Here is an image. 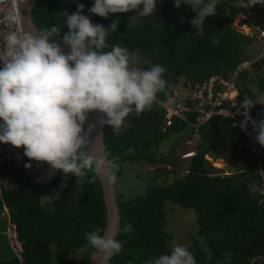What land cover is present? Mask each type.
<instances>
[{
    "label": "trees",
    "instance_id": "1",
    "mask_svg": "<svg viewBox=\"0 0 264 264\" xmlns=\"http://www.w3.org/2000/svg\"><path fill=\"white\" fill-rule=\"evenodd\" d=\"M78 3L85 5L83 14L96 24L93 20L99 15L88 11L95 0H36L32 20L44 31L56 26L59 34L54 35L63 36L68 31L67 13H75ZM233 5L234 0H218L217 14L206 19L203 35L197 36L190 23L196 13L190 5L182 4L177 9L174 0H157L158 24L137 23L117 32L107 31L109 47L103 51L119 45L136 59H147L149 67L151 64L163 66L167 70L163 76L171 85L170 95L180 76L197 82L211 74L225 75L243 60L242 54L251 40H258L256 35H245L232 27L233 17L242 10ZM214 38L219 40L218 44L213 42ZM245 77L255 85L259 95H264V55L252 63L250 71L241 73L240 101L243 93L249 92ZM157 98L164 100L166 96L158 93ZM250 115L256 120L264 119V105H255ZM185 128L184 122L174 121L162 131L159 104L138 118L135 113L130 114L119 133L104 124L103 143L107 158H114L112 164L128 161L156 166L162 163L158 171L167 177L174 176L169 183L152 185L136 198L119 200L117 197L120 231L115 239L125 243L108 264H147L161 254H170L169 234L164 230L168 221L164 207L167 201L195 211L197 229L188 247L196 264H262L264 261V198L261 192L252 194L249 189L252 182L261 188L262 178L257 159L250 157L244 148V136L238 134L228 119L213 116L200 128L198 150L191 156L181 157L189 163L185 174L178 175L181 163L174 157V146L168 154L155 156L154 152L165 136ZM232 147L238 149L236 157L245 162V168L226 175L213 173L210 169L223 168L208 167L204 155L225 158L228 148ZM209 155L206 158L211 161L219 160ZM259 163L264 169V154L259 156ZM115 172L121 173V168ZM93 175L89 172L77 184V177L65 176L58 170L42 183L33 180L22 168L13 167L14 182L3 190L0 200V264H21L2 233L6 223L1 216L3 204L16 223L23 246V264H75L73 255L82 247H86V252L80 264H87L94 248L85 234L96 229L102 234L105 225L102 190L98 178L91 179ZM60 187L51 202L43 201L46 194ZM76 188L80 191L73 196L72 190ZM128 224L133 230L125 233L123 228ZM198 236L204 238L211 258L202 249Z\"/></svg>",
    "mask_w": 264,
    "mask_h": 264
},
{
    "label": "clouds",
    "instance_id": "2",
    "mask_svg": "<svg viewBox=\"0 0 264 264\" xmlns=\"http://www.w3.org/2000/svg\"><path fill=\"white\" fill-rule=\"evenodd\" d=\"M217 2L174 0V6L177 9L182 4L191 6L196 15L190 23L196 35L202 36L206 19L217 14ZM257 4L264 5V0H248L247 4L234 0L233 6L243 10ZM156 7L157 0H95L88 11L106 18L110 13L135 10L141 17H151ZM84 8L83 3H78L75 13H67L68 31L63 34V41L70 46V53H65L60 43L50 42V37L59 34L56 26L40 35L19 27L6 34L0 49L3 62L0 68V142L23 148L30 160L47 163L50 169L62 171L65 176L72 174L78 178L77 184L89 172L94 173L91 179L95 180L101 174L107 176L109 168L115 167L87 149L90 133L96 127L94 123L85 127L89 113L98 110L105 114L100 123L112 126L113 131L119 133L130 114L135 113L138 118L154 104L166 107L157 94L164 93L167 97L171 89L163 76L167 71L163 66L151 64L147 70L140 68L134 55L119 45L103 51L109 47L107 30L84 15ZM15 9L14 4L4 15V22L22 25L23 17ZM213 42L218 44L219 40L214 38ZM258 55L254 61L259 59ZM244 60L248 59L239 63ZM254 96L245 95L239 102L238 111L244 117L240 127L247 130L251 123L255 140L264 145V119L256 120L250 115L255 105H264V95ZM25 167L31 168L32 164L26 163ZM110 179L114 181L116 177L112 175ZM249 189L252 194L264 193V188L256 182H252ZM132 230L130 224L123 228L125 233ZM100 232L96 229L87 232L85 237L106 257L118 254L125 242ZM197 240L211 258L204 238L198 236ZM224 255L229 256L227 252ZM147 264H196V260L187 245L175 244L170 254H161Z\"/></svg>",
    "mask_w": 264,
    "mask_h": 264
},
{
    "label": "built area",
    "instance_id": "3",
    "mask_svg": "<svg viewBox=\"0 0 264 264\" xmlns=\"http://www.w3.org/2000/svg\"><path fill=\"white\" fill-rule=\"evenodd\" d=\"M21 1L0 0V49L3 48L6 34L22 27V25L7 24L4 22V15L13 9L14 4L16 5L15 11L19 14V4ZM243 3L247 4V1L245 0ZM233 20L236 30L249 36L256 35L264 47V5L257 4L253 7L243 8ZM263 55L264 52H261L258 58ZM253 61L244 60L233 69L228 70L225 75L215 73L202 81L187 83V85L182 83V87L180 88L173 87L171 94L163 100L166 107L159 106L162 113V131L165 132L174 121L184 122L191 130V136L186 143H191L192 139L200 142V128L208 123L213 116H221L228 119L230 125L238 129V134L244 136V148L248 151L249 156L257 159V168L262 178L261 188H264V169L259 163V156L264 154V145L259 144L255 140L250 124H248L247 130H243L240 127V122L244 118L238 111L240 96L242 95L239 89V85L242 84L240 75L244 70L250 69ZM2 67L3 62L0 61V68ZM245 95L255 98L248 91L243 93V98ZM0 123H2V120H0ZM192 153H195V151L187 152L183 157H187ZM207 155L205 154L204 158L213 165L211 160L206 158ZM26 163H31L32 167L26 168ZM46 164L30 160L24 155L23 148H16L10 143L0 142V200H2L3 190L14 182L8 174L10 169L17 167L27 172H36L42 170ZM55 172L56 170L53 169V173ZM262 195L264 198V193ZM2 207L1 216L6 220L2 233L5 235L8 247L15 258L23 264V246L18 237L16 223L12 219L6 205L3 204Z\"/></svg>",
    "mask_w": 264,
    "mask_h": 264
},
{
    "label": "rangeland",
    "instance_id": "4",
    "mask_svg": "<svg viewBox=\"0 0 264 264\" xmlns=\"http://www.w3.org/2000/svg\"><path fill=\"white\" fill-rule=\"evenodd\" d=\"M234 19V18H233ZM96 24H102L107 31L117 32L119 28H127L137 23L144 24H158L159 19L157 16V9H155L153 15L151 17H141L138 14V11L135 10L126 12V13H110L108 17L98 16L97 20H93ZM232 20V27H234ZM264 50V47L260 44V41H253L249 43V45L245 48L244 53L242 54L243 59L254 60L256 59L258 54H260ZM137 60V66L143 68L147 63V59L139 58ZM146 63V64H145ZM253 73H250V75ZM245 83H247V89L252 95L257 94V88L254 84L250 83L247 77L244 78ZM182 83L187 85V83H193L191 80L187 79L185 76H180L177 80V85L182 87ZM191 136V130L187 127L182 129L177 133H171L165 136L158 144L157 150H155L154 155L168 154L170 148L174 146V157L181 163V167L177 169L178 175H184L185 169L188 166L189 160L182 159L183 155L187 152L198 150L199 141L192 139L191 143H186V141ZM239 156V152L237 148H228L225 158H213L214 159H222L223 169L214 170L210 169L213 173H221L223 175L230 174L232 172L239 171L245 168V162L238 161L237 157ZM208 167H213L209 161L205 163ZM115 170H119L121 168V173L115 174L116 177V196L119 200H129L136 198L139 195L145 193L146 189L152 185H158L163 183H169L173 175H169L168 177L163 175L161 171H158L160 166H163L162 163L157 164L156 166L150 165L148 163H131L125 161L123 163H116ZM215 168V167H214ZM29 176L37 181V182H47L52 174L53 169H50V166L46 164V166L36 172H29ZM8 174L12 177V169L8 171ZM65 185L62 182V186ZM61 190V187L58 191H51L43 197L44 202H51L53 198H55L58 192ZM80 189L76 188L72 190V195H77ZM120 195L122 196L120 198ZM164 207L167 211V224L164 226V230L169 234V248L171 250L172 246L175 244L187 245L191 244V238L194 235L197 229V220L195 211L192 208H182L178 205L173 204L172 202H165ZM86 252V247H82L75 251L73 257L75 260V264L81 263V258L83 254ZM264 264V261L262 262Z\"/></svg>",
    "mask_w": 264,
    "mask_h": 264
},
{
    "label": "water",
    "instance_id": "5",
    "mask_svg": "<svg viewBox=\"0 0 264 264\" xmlns=\"http://www.w3.org/2000/svg\"><path fill=\"white\" fill-rule=\"evenodd\" d=\"M36 0H22L19 4V15L23 17L22 28L26 31L32 32L33 34L40 35L44 32L43 29L38 27L32 20L31 11ZM50 42L56 41L61 44L62 49L65 53H70L71 48L69 45H65L63 41V36L53 35L49 38ZM135 57V56H134ZM136 59V57H135ZM150 67L148 65L144 66L147 70ZM105 114L100 113L98 110L89 113V119L85 125L87 128L89 124H96V127L90 133V141L87 146L88 151L96 156L97 158H103L106 162H111L114 158L108 159L105 153V146L103 143L104 135V124L100 123V118ZM109 174L107 176L101 174L97 176L103 196V202L105 206V225L102 229V234L107 233L109 236L116 238L118 232L120 231V213L117 203L116 196V181L111 180L110 177L113 175L112 168H109ZM110 257H106L104 253L99 250L92 249L89 261L87 264H108Z\"/></svg>",
    "mask_w": 264,
    "mask_h": 264
},
{
    "label": "bare ground",
    "instance_id": "6",
    "mask_svg": "<svg viewBox=\"0 0 264 264\" xmlns=\"http://www.w3.org/2000/svg\"><path fill=\"white\" fill-rule=\"evenodd\" d=\"M192 155V154H191ZM184 157H186V156H184ZM209 158V157H208ZM209 160H210V158H209ZM212 163H213V166H216V167H219V168H223V165L224 164H222V161H221V159H219V160H216V161H211Z\"/></svg>",
    "mask_w": 264,
    "mask_h": 264
},
{
    "label": "crops",
    "instance_id": "7",
    "mask_svg": "<svg viewBox=\"0 0 264 264\" xmlns=\"http://www.w3.org/2000/svg\"><path fill=\"white\" fill-rule=\"evenodd\" d=\"M174 87H175V88H180V86H179V85H177V84H176V85H174Z\"/></svg>",
    "mask_w": 264,
    "mask_h": 264
},
{
    "label": "flooded vegetation",
    "instance_id": "8",
    "mask_svg": "<svg viewBox=\"0 0 264 264\" xmlns=\"http://www.w3.org/2000/svg\"><path fill=\"white\" fill-rule=\"evenodd\" d=\"M112 170H113V173H114V168H112ZM114 176H115V174H114ZM116 180V179H115Z\"/></svg>",
    "mask_w": 264,
    "mask_h": 264
}]
</instances>
